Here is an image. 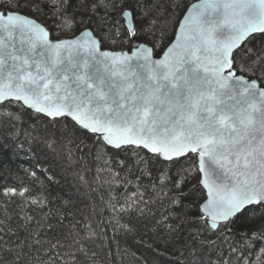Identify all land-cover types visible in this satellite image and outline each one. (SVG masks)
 <instances>
[{"label": "snow or ice", "instance_id": "1", "mask_svg": "<svg viewBox=\"0 0 264 264\" xmlns=\"http://www.w3.org/2000/svg\"><path fill=\"white\" fill-rule=\"evenodd\" d=\"M179 7L78 0L69 12L72 0H16L14 11L11 0L0 3V126L15 128L28 115L62 136L90 138L106 164L104 183L125 193L135 187L105 201L107 222L59 213L28 188H5L0 264H99L102 229L134 231L121 221L144 215L141 177L154 172L159 184L150 187L167 198L175 222L169 232L186 234L174 264H249L264 224L233 226L249 206L264 208V47H249L264 33V0H200L161 47ZM21 8L47 10L71 38L53 39ZM244 57L249 63L239 64ZM182 159L193 162L177 168ZM193 171L200 178L186 191ZM17 198L23 215L9 210Z\"/></svg>", "mask_w": 264, "mask_h": 264}, {"label": "trees", "instance_id": "2", "mask_svg": "<svg viewBox=\"0 0 264 264\" xmlns=\"http://www.w3.org/2000/svg\"><path fill=\"white\" fill-rule=\"evenodd\" d=\"M195 1L174 0L180 7L173 10L175 14L170 21V40L164 41L161 47L167 46L171 39H174L173 34L181 18ZM4 2L5 0H0V3ZM77 2L78 0H72L73 8L69 9V12L75 9ZM11 4L12 10H17L16 0H11ZM3 10L0 8V11ZM18 11L38 19L48 27L54 39L71 37L60 35L53 26V17L47 10L42 14L26 8ZM173 21L175 23H172ZM249 47L255 50L264 47V33L254 35ZM249 60V57H244L238 63L247 65ZM93 144L90 138L81 143L78 139L62 136L42 119H29L28 115H25L23 122L17 123L15 128L0 126V193L5 188H28L32 197L46 196L48 207L59 213H76L78 219L87 216L95 222H107L113 213L105 206V201L110 196L131 195L135 187L129 185L125 193L123 187H110L104 183L108 178V173L104 171L106 164L103 159L97 158ZM192 162L182 159L176 167L189 168ZM199 178V174L193 171L185 190L188 191L197 184ZM141 180L147 187V191H144V188L141 191L144 192L145 200L149 201L146 206L141 205L144 215L134 213L123 217L121 222L129 223L134 228L132 232L117 231L110 225L102 229L107 236L103 241L104 248L99 264H174L179 258L186 234L169 232L168 225L175 222L170 215L167 198L157 200L150 187L151 184H159L156 173L154 172L151 178L141 177ZM164 192H167V189H164ZM3 201L4 197L0 195V204ZM19 203L17 198L9 205V210L23 215L17 208ZM16 220L17 216L14 215L11 223L15 224ZM262 224L264 208L252 206L236 219L233 228L239 232L254 229ZM261 247H264V241H255L249 264H264V254L256 255Z\"/></svg>", "mask_w": 264, "mask_h": 264}, {"label": "water", "instance_id": "3", "mask_svg": "<svg viewBox=\"0 0 264 264\" xmlns=\"http://www.w3.org/2000/svg\"><path fill=\"white\" fill-rule=\"evenodd\" d=\"M200 2V0H196L195 2H193L189 7H188V9H187V11L185 12V14L183 15V17L181 18V21H183V18H184V16L185 15H187V14H189V11H190V9L192 8V6L193 5H195V4H198ZM23 13V12H22ZM23 14H26V13H23ZM27 16H29L30 18H34V17H32V16H30V15H28V14H26ZM34 19H36V18H34ZM39 23H41L38 19H36ZM180 21V22H181ZM42 25H44L43 23H41ZM178 28H179V25H178ZM177 28V29H178ZM50 31V30H49ZM51 32V31H50ZM257 34H262V33H255L254 35H257ZM53 38V37H52ZM69 38H71V37H64V38H60V39H69ZM175 38V37H174ZM54 39V38H53ZM129 54H131L130 52H129ZM249 207H252V206H249Z\"/></svg>", "mask_w": 264, "mask_h": 264}]
</instances>
